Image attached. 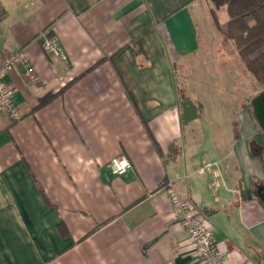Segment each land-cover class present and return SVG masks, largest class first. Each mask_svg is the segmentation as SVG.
I'll return each instance as SVG.
<instances>
[{"label": "crops", "instance_id": "obj_1", "mask_svg": "<svg viewBox=\"0 0 264 264\" xmlns=\"http://www.w3.org/2000/svg\"><path fill=\"white\" fill-rule=\"evenodd\" d=\"M209 4L0 0V60L23 49L35 75L5 77L22 116L0 112V264H200L168 181L206 219L225 264H264V138L249 98L218 92L215 66L199 67L211 54L199 36L213 27ZM45 30L65 59L43 51ZM186 76L193 90L178 83ZM47 94L58 95L37 108ZM185 100L198 126L183 123ZM118 156L131 165L123 176L107 167Z\"/></svg>", "mask_w": 264, "mask_h": 264}, {"label": "built area", "instance_id": "obj_2", "mask_svg": "<svg viewBox=\"0 0 264 264\" xmlns=\"http://www.w3.org/2000/svg\"><path fill=\"white\" fill-rule=\"evenodd\" d=\"M38 40L43 51L47 55L55 58L65 59V55L55 36L48 30L43 31ZM16 67H21L22 74L27 79L35 80L32 67L29 64L26 52L23 49L5 52L0 60V112H5L11 121L21 118V112L14 104V88L7 84L5 77ZM127 161V165L122 173L114 171V162ZM109 171L116 176H123L131 170L128 159L124 156L112 158L107 164ZM213 163L210 159L203 161L200 172L211 169ZM213 181L212 190L215 191L219 186L215 171H212ZM164 193L169 202V209L173 219L183 228L194 246V256L200 264H225L221 253L218 251L213 239V232L204 217L200 216L199 211L189 202L182 200L173 187V182L168 181Z\"/></svg>", "mask_w": 264, "mask_h": 264}, {"label": "trees", "instance_id": "obj_3", "mask_svg": "<svg viewBox=\"0 0 264 264\" xmlns=\"http://www.w3.org/2000/svg\"><path fill=\"white\" fill-rule=\"evenodd\" d=\"M210 16L218 33L232 42L251 79L264 89V0H208ZM224 9L228 19L218 20L216 12ZM58 94L39 99L37 108L51 102ZM263 138H264V133ZM254 151V150H253ZM264 165V147L256 149Z\"/></svg>", "mask_w": 264, "mask_h": 264}, {"label": "rangeland", "instance_id": "obj_4", "mask_svg": "<svg viewBox=\"0 0 264 264\" xmlns=\"http://www.w3.org/2000/svg\"><path fill=\"white\" fill-rule=\"evenodd\" d=\"M223 12H224V16L221 15L220 19L225 21L228 19V16H227V13L225 12V10ZM212 22L213 21H212L211 17L208 16L207 28H209L208 26L211 25ZM208 32H209L208 33L209 36L205 37L207 35L205 33L204 26L201 25V29L199 30V36H200V38L202 40V44H203L202 49H204V48H205L204 50L210 49L211 54H209L208 56L202 55L203 60H202V64H200L199 67L200 68H206L209 66H205V64H213L215 66V69L211 70L212 71L211 76L216 77V82H218L217 87L219 88L218 92H220V93L221 92H233L232 94L238 95V96L239 95L240 96L246 95L249 98V106L251 108L250 102L253 99V97L262 90L261 87L251 79V77L247 73L243 63L240 61L238 54H237L232 42L225 39L223 36H221L218 33V31L215 28L214 23H213V27L208 29ZM222 58H227L226 60L228 61V64H227V62L224 61V64L222 65L221 61L219 60V59L222 60ZM225 65H227V66H225ZM223 67H225L227 69L229 68V69L225 70V69H223ZM207 71H209V70H207ZM185 72L187 74L189 73L188 70ZM200 72H201V70H200ZM200 72L197 71V73H200ZM207 75H205V76L203 75V78L204 77L208 78ZM190 78L191 77H187V76L184 79L179 78L178 83L181 84L183 81V83H184L183 88L184 89L188 88L190 90H193L192 80ZM234 111H236V108L234 109ZM234 114L232 113V116ZM228 119L230 120L231 125H234L232 123L233 119L232 118H228ZM198 121L199 120H192L191 125L198 126L199 125ZM222 121H224V120H222Z\"/></svg>", "mask_w": 264, "mask_h": 264}, {"label": "water", "instance_id": "obj_5", "mask_svg": "<svg viewBox=\"0 0 264 264\" xmlns=\"http://www.w3.org/2000/svg\"><path fill=\"white\" fill-rule=\"evenodd\" d=\"M251 110L255 121L264 133V89L257 93L250 102ZM196 106L191 100H185L182 103V120L183 123L188 122L196 118ZM256 193L259 199L264 203V185H259L256 188Z\"/></svg>", "mask_w": 264, "mask_h": 264}, {"label": "clouds", "instance_id": "obj_6", "mask_svg": "<svg viewBox=\"0 0 264 264\" xmlns=\"http://www.w3.org/2000/svg\"><path fill=\"white\" fill-rule=\"evenodd\" d=\"M114 171L122 173L127 165V161L114 162Z\"/></svg>", "mask_w": 264, "mask_h": 264}]
</instances>
